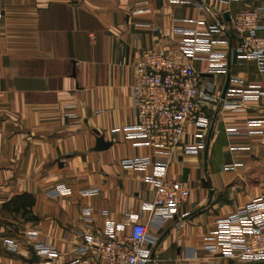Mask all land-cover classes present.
Masks as SVG:
<instances>
[{
  "label": "crops",
  "instance_id": "crops-1",
  "mask_svg": "<svg viewBox=\"0 0 264 264\" xmlns=\"http://www.w3.org/2000/svg\"><path fill=\"white\" fill-rule=\"evenodd\" d=\"M244 9L261 12L264 35V0H0V264H98L96 249L77 248L120 223L117 234H130V217L148 226L150 264H239L211 251L206 237L264 193V72L236 51L231 22ZM178 28L197 30L208 48L185 53L194 36ZM151 47L195 56L202 83L221 92L207 109L210 126L189 124L173 153L168 178L190 191L160 224L150 220L152 165H122L157 153L126 131L136 122V61ZM213 62L226 70L212 71ZM199 133L206 146L186 152ZM99 137L106 146L98 148ZM22 194L34 198L30 212L5 207Z\"/></svg>",
  "mask_w": 264,
  "mask_h": 264
},
{
  "label": "built area",
  "instance_id": "built-area-1",
  "mask_svg": "<svg viewBox=\"0 0 264 264\" xmlns=\"http://www.w3.org/2000/svg\"><path fill=\"white\" fill-rule=\"evenodd\" d=\"M261 17L257 9H244L235 13L231 22L238 38L236 51L244 58L256 60L264 72V35L259 33L263 28ZM213 29H219V26L214 25ZM177 31L194 36L185 39V53L194 55L208 48L209 43L198 38L197 30L178 28ZM194 58L178 60L163 49L151 47L144 50L136 61V80L132 87L136 122L126 127V131L128 137L140 139L157 153L154 157L125 158L122 165L135 169L152 165L153 174L148 177L153 185L149 208L150 220L155 224L176 217L180 206L188 198L189 183L168 178L173 153L182 144L187 126L193 123L208 128L210 119L207 109L221 99V92L213 84L202 83ZM211 68L214 72L226 70L223 63L213 62ZM246 98L243 93L242 100ZM229 104L234 108L240 105L237 101ZM203 135L199 133L201 140L187 145L185 151L194 153L204 148ZM130 220V234H117V230L124 228L123 223L108 227L103 236H88L77 252L84 254L96 249L98 264H150L153 256L148 246V226L139 222L137 217H130ZM206 240L211 251L221 252L239 263L264 261V193L220 218ZM7 242L13 245V241ZM39 248L50 258L57 255L56 248L51 245H39ZM69 264L94 263L89 258L79 257Z\"/></svg>",
  "mask_w": 264,
  "mask_h": 264
},
{
  "label": "trees",
  "instance_id": "trees-1",
  "mask_svg": "<svg viewBox=\"0 0 264 264\" xmlns=\"http://www.w3.org/2000/svg\"><path fill=\"white\" fill-rule=\"evenodd\" d=\"M33 203L34 198L31 195L22 194L11 199L8 203L5 204V207H12L13 210H21L23 214H26L30 212ZM32 218L37 219L36 216H33Z\"/></svg>",
  "mask_w": 264,
  "mask_h": 264
},
{
  "label": "water",
  "instance_id": "water-1",
  "mask_svg": "<svg viewBox=\"0 0 264 264\" xmlns=\"http://www.w3.org/2000/svg\"><path fill=\"white\" fill-rule=\"evenodd\" d=\"M237 57V53L235 52L234 53V59H236ZM231 59L229 60V63H228V73H227V79H226V83H225V86H224V89L222 91V98L224 99L226 97V94H227V90H228V86H229V83H230V79H231ZM213 130V129H212ZM212 136V131L209 135V140ZM98 148H102V146H106L107 143H105L104 141V138L103 137H99V140H98ZM208 147V145H207ZM239 264H264V261H260V262H252V263H239Z\"/></svg>",
  "mask_w": 264,
  "mask_h": 264
}]
</instances>
